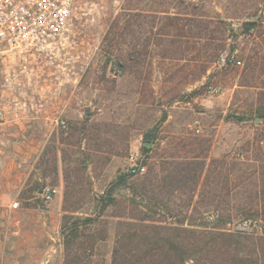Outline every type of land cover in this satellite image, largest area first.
<instances>
[{"label":"rangeland","instance_id":"rangeland-1","mask_svg":"<svg viewBox=\"0 0 264 264\" xmlns=\"http://www.w3.org/2000/svg\"><path fill=\"white\" fill-rule=\"evenodd\" d=\"M204 1L206 8L201 12L210 17L218 12L230 24L225 34L214 33L225 38L218 49V41L205 51L202 45L206 41L200 45L194 39L181 43L177 38V7L193 13L191 4L200 0H184V4L177 0H80L73 31L56 48L27 60H9L6 70L16 77L4 94L11 110L0 122V134L14 141L9 155L13 161L19 159L17 144H21L15 140L21 132L30 137L29 145L38 147L40 154L23 169L14 166L12 179L0 188V225L6 200L13 203L48 186L57 187L60 176L56 166L60 170L62 162L70 204L80 210L54 218L55 249L60 244L64 248V231L68 234L70 228L83 224L80 231L107 235L97 244L91 261L106 264V256L113 254L115 246L114 228L120 220L116 216L136 211H131V193L125 187L113 192L118 201L102 215L98 214L100 199L120 174L128 172L129 158L146 162V174L151 168L156 174L163 162L160 157L178 153L180 161L189 151L201 157L208 154L206 170L214 172L205 174L195 195L190 184L185 193L171 196L179 205L172 207L170 217L175 222L182 220L186 228L196 229L207 223L206 214L214 212L228 214V222L264 217V7L260 12L263 25L245 33L244 19L233 17L231 7L225 14L226 0ZM169 8L173 20L162 13ZM224 53L235 54L243 65L220 67L218 57ZM133 55L137 63L131 61ZM254 56V69H250L249 57ZM115 65L122 75L113 76ZM211 85L220 87L222 94L207 95ZM1 91L2 86L0 105L4 102ZM63 120L67 132L61 127ZM197 122L201 133L195 131ZM149 132L154 135L151 140L146 138ZM151 141L149 149L153 150L144 151ZM82 160H86L84 166ZM231 170V177L225 179ZM225 183L227 188L222 190ZM252 188L256 191L248 197L247 213L242 214L237 205L247 201V191ZM228 189H232L229 196ZM202 199H215V204L203 206L198 203ZM220 199L229 201L233 209L225 212L216 207ZM190 201L193 204L185 206ZM166 214L162 211L154 220L165 222ZM10 219L12 224L13 216ZM87 219L93 221L85 223ZM221 228L230 234L227 225ZM8 242L15 247L14 237ZM12 255L8 256L10 263L15 259ZM3 258L0 249V264ZM64 260L65 256L62 261L56 252L51 264Z\"/></svg>","mask_w":264,"mask_h":264},{"label":"trees","instance_id":"trees-1","mask_svg":"<svg viewBox=\"0 0 264 264\" xmlns=\"http://www.w3.org/2000/svg\"><path fill=\"white\" fill-rule=\"evenodd\" d=\"M177 1L180 4H184V0ZM226 1L228 4L227 10L226 8L224 9L225 14L227 13L228 15L231 7L233 17L238 16V19H244L243 26L245 33H251L256 27L263 25L261 24L263 23V18L260 12L264 7V0ZM191 5L193 6V13L177 7V14L174 18V20L177 18V38L180 39L181 43H183V39H194L200 45L206 41L207 43L205 42L206 44L202 45V49L205 51L208 49L207 46L209 44L218 41L220 45H217L215 49L220 48L221 42L225 38L219 39L214 33L219 32L223 35L227 30L229 31V21L223 20L218 12L212 17L207 12H201V9L206 8L204 0H200L199 4ZM169 10L170 8L164 10L162 13L173 20L172 17L174 16H171L172 14H170ZM252 17H255L256 20H247ZM226 19L234 18L226 17ZM212 26L214 28H212L211 32L209 29ZM195 28L196 33H193ZM231 31L233 32V30ZM115 38L111 40V43ZM108 40L110 42V39L106 38L107 42ZM258 55V53L255 54V56ZM255 56L249 57L248 67L250 69H254L252 65ZM131 61L137 63L134 55ZM115 66L119 68L117 67L119 65ZM262 71H264L263 65ZM153 136V132L146 134V138L150 140ZM143 149L146 152L153 150V148L149 149L145 146ZM208 157V154L201 157L189 151L183 160L178 161L180 159L178 158V153L177 155L176 153H172L169 157H160L163 162L159 172L156 174L151 168L149 174L139 175L142 178L131 180L137 175H133L128 171L127 173L120 174L112 182L108 194L102 196L100 199L101 209L98 214L102 215L110 206H113L118 201L113 197V192L120 187L129 189L131 193V211L136 212L116 216L120 220L114 228L116 240L111 264H187L189 261L194 260L199 264H264V236L255 235V238H248V236L242 237L238 234H227L222 231L221 227L230 223L228 222L230 220L228 214H219L217 223H205L196 226V229L186 228L182 220H177V222L170 224L166 221L154 220L162 211H165L166 215H169L167 217L173 215L171 214L174 212L172 207L179 205L172 202L171 196L176 193H185L186 187L190 184L194 185V187L190 188V192L195 195V190L199 189L201 180L205 177V174L214 172L206 170ZM85 161H81V166H84ZM45 163L47 165L49 162L45 160ZM143 165H147V163L145 162ZM56 170L58 171V164ZM226 173L224 177L229 180L233 172L231 170ZM46 178L45 176L43 179L46 181ZM66 178L68 179V176L65 177V180ZM242 179H244L243 175ZM216 183L219 185L220 181ZM227 183L222 185V190L225 187L227 188ZM262 190L264 194V188ZM209 191L211 192L212 189ZM225 191H227L226 195L229 196L232 189ZM254 191H256L255 188L247 191V201L244 200L238 203V212L242 214L247 213L245 209H247L250 203L248 202V197L251 198ZM69 197L70 192L67 185L64 210L69 213L78 212L80 207H74L73 204H70ZM214 202L215 199H202L198 201L203 206H214ZM251 202H253L252 199ZM192 204L193 202L190 201L185 206L189 207ZM216 207L221 208L225 212L233 209L231 208L232 204L224 199H220ZM167 217L165 218L167 219ZM91 221L93 220L87 219L85 223H90ZM80 225L78 224L70 228L68 234H65V231L63 232V235H65V260L63 264H91L97 244L108 238L103 232L89 234L85 231H80Z\"/></svg>","mask_w":264,"mask_h":264},{"label":"built area","instance_id":"built-area-1","mask_svg":"<svg viewBox=\"0 0 264 264\" xmlns=\"http://www.w3.org/2000/svg\"><path fill=\"white\" fill-rule=\"evenodd\" d=\"M80 0H0V86L3 103L0 105V122H4L11 110L5 100V93L16 75L7 72L9 60H27L58 46L63 38L73 31L78 16ZM218 65L222 68H239L243 62L230 53L221 54ZM114 77L122 75L120 68L111 70ZM206 94L215 97L222 94L218 86H208ZM62 129L67 132L68 124L61 121ZM195 131L201 133L199 122ZM67 134V133H66ZM129 172L133 175H145L147 167L135 156L129 158ZM58 194L57 187L48 186L42 190L45 203H51ZM15 204L14 207H17ZM207 223H217L219 213L206 214ZM167 223H175L168 217ZM227 231L239 235L264 236V217H251L227 224Z\"/></svg>","mask_w":264,"mask_h":264},{"label":"crops","instance_id":"crops-1","mask_svg":"<svg viewBox=\"0 0 264 264\" xmlns=\"http://www.w3.org/2000/svg\"><path fill=\"white\" fill-rule=\"evenodd\" d=\"M29 136L24 132L15 140L19 151V159L13 161L9 156L11 154V139H6L0 134V188L5 181L13 177V167L23 169L30 165L31 159H37L40 154L38 147L29 145ZM33 161V160H31ZM130 165V163H129ZM59 183L57 185L58 194L51 203L43 201L42 190L35 192L32 196L22 197L13 203L6 200L2 209V222L0 225L1 253L4 258L1 264H51L56 252L60 260L64 259V248L60 244L55 249L54 222L55 217L68 215L64 210L66 183L63 176V165L60 163ZM22 180L20 174L17 175ZM18 204L17 207H14ZM74 214V213H73ZM13 223L11 224V217ZM12 225V226H11ZM14 237L16 245L13 248L8 240ZM21 246V248H19ZM98 249H96L97 251ZM13 253V263L9 262V255ZM112 252L106 256V264L111 263ZM6 257V259H5ZM63 264V263H62Z\"/></svg>","mask_w":264,"mask_h":264},{"label":"water","instance_id":"water-1","mask_svg":"<svg viewBox=\"0 0 264 264\" xmlns=\"http://www.w3.org/2000/svg\"><path fill=\"white\" fill-rule=\"evenodd\" d=\"M260 119H257V121H259ZM247 121H249V120H247ZM148 148H150L152 145H153V141H151V142H147L146 144H145ZM42 193V192H41Z\"/></svg>","mask_w":264,"mask_h":264}]
</instances>
